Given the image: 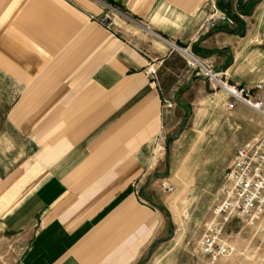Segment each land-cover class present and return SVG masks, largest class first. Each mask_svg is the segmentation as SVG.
I'll return each mask as SVG.
<instances>
[{
  "label": "crops",
  "instance_id": "0c3cea01",
  "mask_svg": "<svg viewBox=\"0 0 264 264\" xmlns=\"http://www.w3.org/2000/svg\"><path fill=\"white\" fill-rule=\"evenodd\" d=\"M215 7L234 23L208 29ZM181 48L264 95V0H0L3 264L207 262L151 181L166 141L199 156L231 120Z\"/></svg>",
  "mask_w": 264,
  "mask_h": 264
},
{
  "label": "rangeland",
  "instance_id": "374dc122",
  "mask_svg": "<svg viewBox=\"0 0 264 264\" xmlns=\"http://www.w3.org/2000/svg\"><path fill=\"white\" fill-rule=\"evenodd\" d=\"M237 107L243 110L238 111ZM222 111L224 118L231 120L227 125L223 119L217 133L213 134L210 130L206 133L210 138L203 139L207 146L201 155L189 154L190 143L194 141L186 138L176 145L170 139L166 141L169 147L163 156L166 171L161 175L152 173L151 177L157 187V201L164 210L166 226L172 227L173 234L181 237L193 250L215 216L218 191L237 149L235 144L257 128L262 132L264 130L262 115L244 104L239 103L232 110L226 107ZM201 126L205 132L211 125L203 123ZM224 230L225 236L237 244L238 251L215 262L204 258L207 261L205 264H264V248L249 229L235 219ZM7 258L9 254L0 245V264Z\"/></svg>",
  "mask_w": 264,
  "mask_h": 264
},
{
  "label": "built area",
  "instance_id": "2783aa9c",
  "mask_svg": "<svg viewBox=\"0 0 264 264\" xmlns=\"http://www.w3.org/2000/svg\"><path fill=\"white\" fill-rule=\"evenodd\" d=\"M214 9L207 19L208 29H214L219 22L234 23V18L227 12L217 7ZM181 51L187 55L190 67L197 69V73L204 75L224 91L227 109L232 110L241 103L264 118L261 83L248 86L224 82L217 71L206 66L194 53L186 48H181ZM147 73L153 77L156 74L155 67L150 65ZM172 105L170 102L166 103L167 107ZM214 215L195 246L194 252L197 255L215 262L235 254L238 246L224 232L225 226L235 219L249 229L264 248V130L260 136L237 147L219 188Z\"/></svg>",
  "mask_w": 264,
  "mask_h": 264
}]
</instances>
